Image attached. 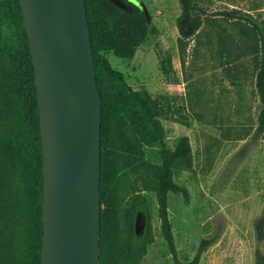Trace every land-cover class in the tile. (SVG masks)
Returning a JSON list of instances; mask_svg holds the SVG:
<instances>
[{
  "label": "rangeland",
  "instance_id": "rangeland-1",
  "mask_svg": "<svg viewBox=\"0 0 264 264\" xmlns=\"http://www.w3.org/2000/svg\"><path fill=\"white\" fill-rule=\"evenodd\" d=\"M140 1L150 24L144 42L128 58L113 51L104 54L133 89H146L161 99L167 147L174 148L181 135L191 138L194 170L177 164L174 171L190 196L169 197L178 255L191 259L203 238L215 237L200 264H257V252L264 256V130L259 129L261 103L250 35L254 30L264 39V0H194V14L203 22L192 32L183 18V51L180 0ZM1 34L3 45H9L13 23L3 25ZM221 38L235 56L234 76L221 64ZM168 104L182 108L186 124ZM8 132L7 123L1 122L0 138ZM161 148L160 143L146 147L141 170L126 165L113 172L118 247L109 252L106 264H175L152 184L151 167L160 161ZM11 208V202L0 203V264H9L3 252L17 227Z\"/></svg>",
  "mask_w": 264,
  "mask_h": 264
},
{
  "label": "trees",
  "instance_id": "trees-1",
  "mask_svg": "<svg viewBox=\"0 0 264 264\" xmlns=\"http://www.w3.org/2000/svg\"><path fill=\"white\" fill-rule=\"evenodd\" d=\"M91 27V41L96 63L98 87L102 97V149H101V203L100 237L101 264L107 255L118 247L117 193L113 172L122 166L142 168L146 147L160 143V161L151 167L152 184L159 203L162 234L168 242L175 264H200L203 253L215 242V237L202 239L191 259H180L169 214L171 193L189 198L186 186L175 180L177 164L193 171L194 152L189 135H181L174 148L165 143L166 129L161 120V99L146 89H133L124 74L114 68L104 54L113 51L118 57L132 56L149 32L148 12L144 4L130 2L131 10H124L111 0H85ZM183 14L178 19L184 50L183 18L198 31L203 19L194 14V0H180ZM13 23L15 35L4 46L1 28ZM258 29V27H256ZM253 30L250 35L255 62L256 89L261 109L259 129L264 130V39ZM221 64L230 75H235L232 60L235 58L228 43L220 39ZM184 60V59H183ZM164 72H168L163 65ZM170 104H168L169 106ZM178 114L177 120L187 123L180 106H169ZM9 129L0 138V203H12L10 216L17 227L11 243L5 248L9 264H41L43 241V137L36 92L35 72L29 40L19 0H0V123ZM150 172V171H147ZM262 222L258 226L261 231ZM257 264H264V256L257 252Z\"/></svg>",
  "mask_w": 264,
  "mask_h": 264
},
{
  "label": "water",
  "instance_id": "water-1",
  "mask_svg": "<svg viewBox=\"0 0 264 264\" xmlns=\"http://www.w3.org/2000/svg\"><path fill=\"white\" fill-rule=\"evenodd\" d=\"M131 10L130 2L111 0ZM44 152L41 264H99L102 97L85 0H19Z\"/></svg>",
  "mask_w": 264,
  "mask_h": 264
}]
</instances>
